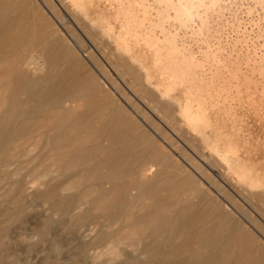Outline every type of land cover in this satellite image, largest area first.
Segmentation results:
<instances>
[{
  "label": "rangeland",
  "instance_id": "obj_1",
  "mask_svg": "<svg viewBox=\"0 0 264 264\" xmlns=\"http://www.w3.org/2000/svg\"><path fill=\"white\" fill-rule=\"evenodd\" d=\"M128 1L32 3L49 22L46 27L58 32L62 54L69 52L78 63L77 74L101 87L96 94L104 105L128 117L151 138L149 146L158 150L168 170L180 178L190 177L192 190L198 192L190 196L175 191L174 208L164 215L170 216L172 210L186 214L185 202L194 206L203 198L212 209L216 205L217 215H227L240 225L244 237L252 241V257L264 262V0H205L207 7L199 12L204 24L195 18L187 25L175 22L174 12L157 1ZM162 12L170 17L160 22ZM155 39L173 40L180 57L198 63L190 83L153 87L168 78L166 63L159 67L150 48ZM230 74L236 78L229 81ZM220 78L236 87L226 102H215L214 91L228 87L217 86L214 81H223ZM8 98L9 91L0 88L1 119L7 117ZM197 102L208 104L211 124L193 131L180 110ZM129 127L127 123L122 130ZM47 147L37 128L11 141L0 137V164L12 160L11 166L0 167V264H154L141 255L142 247L164 240L152 234L151 223L141 225L120 215L108 203V195L101 196L87 178L71 181L70 176L87 167L58 165V157ZM213 147L221 152L215 154ZM224 158L231 161L229 167ZM45 171L51 173L49 179L40 176ZM134 177L139 179L138 170ZM131 178L125 176L126 185ZM71 183L74 190L63 191ZM69 196L75 199L71 212L61 213L59 208ZM173 242L180 244L177 239ZM230 254L237 255L238 249ZM182 256L179 253L174 260Z\"/></svg>",
  "mask_w": 264,
  "mask_h": 264
},
{
  "label": "bare ground",
  "instance_id": "obj_2",
  "mask_svg": "<svg viewBox=\"0 0 264 264\" xmlns=\"http://www.w3.org/2000/svg\"><path fill=\"white\" fill-rule=\"evenodd\" d=\"M154 1L164 6L167 12L172 10L173 20L180 25L194 22L195 18L204 24V16H200L199 12L206 9L205 0ZM77 9L82 10L78 6ZM169 17L162 12L158 20L163 22ZM48 23L32 0H0V88L9 91L5 111L7 117L0 118V137L11 141L31 134L37 128L41 131V138L46 140L49 153L58 157V165L66 168L87 167L70 176V180L73 181L74 177L87 178L98 187L97 192L101 196L108 195V203L120 215H126L141 225L151 223L152 234L164 238L161 242L152 241L142 247L141 255L146 261L154 264H264L252 257V241L244 237L240 225L227 215H217L216 205L212 209L211 204L203 198L194 206L185 202L183 209L187 211L186 214L172 210L170 216L164 215L174 208L172 194L175 191L190 196L198 192L192 190L190 177L180 178L168 170L163 159L159 158L158 150L149 146L151 138L140 132L137 124L128 117L120 115L118 110L111 111L104 105L96 94L101 87L94 82L89 84L84 75L77 74L78 63H73L69 52L62 54L64 48L58 32L54 28H47ZM159 40L155 39L150 48L159 67L166 63L167 66L164 67L168 70L164 74L168 78L161 85L153 87H183L186 80L191 82L193 71L200 67L198 63L183 57L179 52L180 57L176 52L177 47L172 46L173 40H164V43ZM222 78L220 79L223 80ZM235 78L236 75H231L228 79L230 81ZM224 80L214 81L217 86H228L215 89V102L220 99L226 102L235 93L233 89L236 87H231ZM146 81L149 82L147 77ZM207 105L206 102H197L194 106L188 104L180 110L181 119L189 129L196 131L199 127H210V110ZM127 123L130 125L129 130L123 131L122 126ZM9 125H13V128H9ZM132 141L134 143H130ZM213 150L215 154L221 152L217 147H213ZM226 153L233 152L227 150ZM130 157L131 161L128 160ZM223 161L229 167V158H224ZM90 163L92 165L89 167ZM11 164L12 160H4L0 167L5 168ZM137 170L139 179L134 177ZM34 173L31 176L36 178ZM50 175V172L45 171L40 176L49 179ZM126 175L132 177L128 185L124 179ZM105 185H109L108 190L104 188ZM71 190H74L73 183L63 189ZM130 192L134 193L128 199ZM162 192L164 195H161ZM45 196L48 197L49 194ZM74 201V196H69L65 206H59V211L64 214L71 212ZM139 207L140 210H135ZM103 211L107 212L106 209ZM80 213L79 210L75 214L78 216ZM174 239L180 241V244L176 245ZM193 240L194 244L191 243ZM232 249H238V254L232 256ZM179 253L183 256L175 261L174 257ZM158 257L161 260H157ZM155 258L157 259L154 260Z\"/></svg>",
  "mask_w": 264,
  "mask_h": 264
}]
</instances>
